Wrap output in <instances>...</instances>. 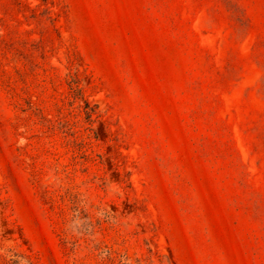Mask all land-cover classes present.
<instances>
[{"label":"rangeland","instance_id":"obj_1","mask_svg":"<svg viewBox=\"0 0 264 264\" xmlns=\"http://www.w3.org/2000/svg\"><path fill=\"white\" fill-rule=\"evenodd\" d=\"M0 264H264V0H0Z\"/></svg>","mask_w":264,"mask_h":264}]
</instances>
